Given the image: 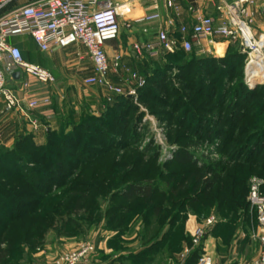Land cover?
<instances>
[{"label": "rangeland", "instance_id": "1", "mask_svg": "<svg viewBox=\"0 0 264 264\" xmlns=\"http://www.w3.org/2000/svg\"><path fill=\"white\" fill-rule=\"evenodd\" d=\"M32 1L18 0L3 13H9L18 5H27ZM112 1L128 4L130 11L120 20L122 31L133 29L147 35V38L141 39L140 42L155 39L157 25L167 18L164 0ZM217 1L182 0V5L184 8L198 5L208 13ZM261 3L262 0H258L253 28L257 37L264 41V5ZM156 14H159L158 18H154ZM129 22L130 27L127 26ZM231 45L233 44L228 41L224 42L219 45V55L209 57L211 61L203 60L188 67L194 73L190 78L185 77L186 69H178L170 64L171 66L163 69L159 85L152 86L155 83L147 82L137 87V93L130 96L126 107L118 112H112L115 118L120 119V122L115 123V129L118 132L127 129L126 133L106 132L103 135L95 134L90 138V143L97 140H102L104 143L114 141L126 144L127 149L115 151L106 160H99L93 163L94 165L91 164L92 166L82 165L80 168L73 166L71 170L73 172L77 169L75 175L69 177L71 182L75 179L77 182L82 179H92L93 173H112L113 160L122 156L129 167H134V176L130 181H144L155 188L153 204H150L148 199H139L129 204L121 200L114 202L124 206L131 205L136 209L134 214L128 215L129 219L132 218V223H137L138 229L135 230L140 233L134 246L131 247L132 252L140 253L142 244L152 243L159 238L161 229H158V225L154 226L158 217L161 224L169 222L174 218L179 204L183 202H186V207L181 210L183 213L181 215L185 216L184 224L191 216H196L198 223L216 216V223L223 221L225 224L224 236L232 237L234 231L233 238L243 237L251 241V244L257 243L252 239V233L257 225L247 212V207L249 210L248 197L252 177L257 176L264 180V81L258 80L252 86L247 84L246 64L249 56L239 45L234 44L232 47ZM222 47L230 48L222 53ZM171 61L168 60L170 63ZM186 61L188 60L179 62ZM164 62L165 59L161 61L160 67H163ZM150 66L155 68L153 64ZM184 77L188 81L193 78L195 86L190 87ZM258 77L256 76L253 81ZM198 87L202 88L200 93L210 96L216 94L215 99L200 95L197 92ZM197 94L198 96L195 97L194 95ZM183 98L185 104L178 103ZM174 104L178 108L174 116H171V121L174 123H177V115L193 107L194 113H189L184 121L186 125L183 127L168 121L170 119L168 114L174 111L172 108ZM200 106H204V110L197 108ZM231 116H233L232 130L230 123L226 122ZM108 123L113 124L112 121ZM216 129H222L218 130L222 133L226 131L228 139L223 137L221 132L215 134ZM60 138H57L58 142L61 141ZM159 138L162 139V144ZM86 139L83 137V141ZM25 156L27 157L26 154ZM112 158L114 159L111 160ZM69 159L81 161L82 158L78 155V157L70 156ZM13 160V156L8 158V161L13 162ZM191 163H195L199 169L208 170V177H212L213 173L217 172L219 174L217 187L206 194L203 191L199 193L189 189L176 193V190L180 189V184L184 182L182 175L192 169ZM6 167L13 171L17 166ZM19 168L24 173L28 170L29 173H36L38 168L42 170L43 167L26 160L24 165H19ZM0 183L4 182L0 180ZM72 185H67L65 189L54 188V193L50 197L61 198L54 218L43 217L44 221L41 222L33 218L30 222H28L30 219L25 220L22 224L10 221L7 230L0 227V239L5 241L0 245L2 259L0 264H53L57 256L76 249L85 242L96 243L97 254H104L99 250V242L104 239L103 229L107 228L106 211L110 207L109 200L95 193L87 202L89 207L86 204L74 211L72 203L69 204L70 198L64 194L68 188L76 189V186ZM112 186L110 183L105 193L107 196L111 193ZM262 192L264 194L263 189ZM192 200L198 201L192 203ZM155 204L167 205V211L160 213L158 217L153 216L151 207ZM232 207H238L239 210L235 212L231 210ZM136 214L141 215L135 217ZM0 219L5 223L9 220L2 215ZM147 219L152 223L149 227L146 226ZM182 223V220L178 222L173 233L170 234L169 241L163 242L162 247L157 245L155 251L140 256L136 259L137 262L129 260V264H186L192 253L187 255L185 252V248L190 244L191 235L188 233H185L187 236L182 235ZM135 230L133 233L136 232ZM208 234L209 232L207 236ZM182 236L184 241L179 242ZM120 244L119 241L117 245ZM259 250L260 245L258 249L256 248L253 258L257 256ZM94 263L90 262V264Z\"/></svg>", "mask_w": 264, "mask_h": 264}, {"label": "built area", "instance_id": "2", "mask_svg": "<svg viewBox=\"0 0 264 264\" xmlns=\"http://www.w3.org/2000/svg\"><path fill=\"white\" fill-rule=\"evenodd\" d=\"M17 0H0V11ZM157 2V0H156ZM258 0H218L211 11L191 5L186 8L182 0H164L167 18L159 22L155 39L136 42L134 52L138 57H160L162 53L196 51L199 55L213 56L219 54V45L224 42L237 44L249 56L246 64L247 84L264 81V69H259V77L251 81L253 71L252 54L261 56L257 62L264 64V41L257 37L253 24L257 12ZM130 7L126 3L112 0H35L0 17V105L8 110L25 112V99L19 96L8 84V76L23 72L41 83L55 80L53 74L40 66L26 60L17 43L12 39L29 35L42 51L54 48H66L82 45L89 55L94 68V75L84 79L88 86L99 85L108 93V102L113 94L133 96L136 88L146 83L144 77L132 73L122 64V57L111 60L106 51V44L119 37L122 29L121 17L127 15ZM188 12L185 18V12ZM159 14L154 15L158 18ZM130 27V22L127 23ZM260 66V65H257ZM256 68V67H255ZM128 73L136 83L125 91L122 86L114 84L111 74ZM28 107H36L32 100ZM34 129L39 125L32 122ZM162 144V139L159 138ZM264 180L254 176L250 181L248 197L249 214L256 222L257 228L252 239L260 245V250L252 264H264ZM217 217L211 216L198 223L190 232L191 242L185 248L189 255L202 247L203 251L197 264H213L209 252L203 246L209 230L216 224ZM94 242H85L76 249L63 252L53 264H90L97 254Z\"/></svg>", "mask_w": 264, "mask_h": 264}, {"label": "trees", "instance_id": "3", "mask_svg": "<svg viewBox=\"0 0 264 264\" xmlns=\"http://www.w3.org/2000/svg\"><path fill=\"white\" fill-rule=\"evenodd\" d=\"M10 6L11 5H9L8 7ZM18 46L20 47L23 57L25 58V53L23 52L21 45L18 44ZM232 46H234V44L231 45V47ZM209 57L210 56L199 55L196 51L186 53L182 50L175 53H166L162 58L159 59L146 56L145 64L142 65L141 68H139V72L140 75L146 79V83L152 82V84L155 83L152 86H157L161 81L160 75L162 74L163 69L167 66L173 65L178 67V69H186L185 75L187 76L185 77L190 78L191 74L194 73L193 70L188 67L196 62L200 63L203 60L204 62H209L212 60ZM164 59L165 62L163 63V67H160L161 61ZM168 60H172L171 63L168 62ZM180 60L188 61H186L187 63H180ZM172 62L176 63L172 64ZM150 64H153L155 68H152ZM149 71L151 72L150 75ZM185 77V81H188V79ZM188 82L190 84V87L195 86V81L193 80V78ZM201 91L202 88L198 87L197 92L200 95L202 94L203 97H208L210 99L211 97H216V94L210 96L206 93H200ZM194 96L197 97L198 94ZM129 99L130 96H125L123 94H113L112 101L108 102L106 97L105 103L107 107L102 116L96 117L89 115L87 116V118H83L82 122L71 131L65 132L64 130H61L60 132L50 133L48 141L45 145H36L31 137H22L18 140L16 146L13 149L0 148V180L4 182L2 184L0 183V215L4 216L6 219H9L8 221H6V223L3 222L2 219H0V227H2L4 230H7L9 226L7 224H9L8 222L10 221L11 223L22 224V222H25V220L30 219L28 221L30 222L33 218L36 221L40 220V222L44 221L43 217L45 218L48 216L54 218L55 211L58 209L61 202V198L50 197L54 193V188L65 189L67 185L73 184L79 191H77L76 189L72 190L68 188L64 191V194H66L67 197L70 198L71 201L69 202V204L72 203L71 206L74 211L79 210L80 208L85 206L95 193L101 194L102 198H108L110 207L106 211V227L107 229L117 231L118 234L113 239L111 244H113L116 251L120 250L122 247V241L120 237L128 230L129 225L133 221H131L132 218H128V215L131 213L134 214L136 212V209L131 205L124 206L117 203L115 204L114 202H116L117 200H121L122 202L129 204L139 199H148L150 201L149 203L153 204L152 199L154 196L155 188L151 184H148L144 181H130V179L134 176V167H129L127 165L128 163L123 161L122 156L117 160L116 158L115 160H113L114 158L111 159L114 161L112 163V173H93L92 179H82L78 182L76 181L77 179H75L74 182H71L69 180V177L74 176V172L77 170L76 169L75 171L73 170V172H71L73 166L80 168L82 167V165H91L93 163H97L99 160H106L107 157L109 155H112V153L115 151L127 149L126 144L124 145L123 143H116L114 141H107L104 143V141L102 140H97L93 143H90V138L94 137L95 134L103 135L106 132L121 134L122 132L126 133L127 129H125V131L121 130L120 132L115 129V123L120 122V119L119 117L115 118L114 113L112 112H118L119 110L124 109ZM183 101L184 98L181 99V101L178 103H184ZM187 106L188 105L186 103V107ZM172 108L174 111L168 114L170 118L168 121L172 124H176L178 127H183L184 125H186V123L184 122L185 119L187 118L189 113H194L193 107H189V109H185V112H181V114L177 115V123H174L171 121V116H174V114L178 111V108L176 107V104H174ZM197 108L204 110L205 107L200 106ZM231 120L233 121V116H231V119L228 118L226 122L230 123V129L232 130L233 122ZM107 121H112L113 124L108 123ZM218 130L222 129H216L215 134H219L221 132V135L228 139V133L226 131L222 133V131ZM83 137L87 138L86 141H83ZM57 138H60L61 141L58 142ZM87 140H89V142ZM25 154L27 155V157L25 156ZM78 155H81V161H74L69 159L70 156L78 157ZM10 156L14 157L13 162L8 161V158ZM26 160L29 162L31 161L34 165L37 164L38 167L42 166L43 171L38 168L36 173L31 172V174L29 173L30 170L27 169L28 171L24 173L23 170H20L19 165H24V162ZM8 164L17 167L16 169H13V171L8 170L9 167H6L9 166ZM103 165L104 164H102V166ZM191 165L193 166L192 169L182 175V179L184 182L180 184V189L176 190V193L189 189V191L192 192L202 193L203 191V193L206 194L217 187L219 181V174L217 172L213 173L212 177H208V170L199 169L195 165V163H191ZM110 183H112L113 188L110 191L111 193L109 194V196H107V194L105 193L107 192ZM99 190L101 193L99 192ZM197 201L198 200H192L191 202L195 203ZM87 205L89 207V204ZM166 207L168 206L155 204L153 207H151V213H153V216L158 217L160 213L164 212L165 210L167 211ZM185 207L186 202L180 203L179 207L175 211L174 218H172L167 223H159L160 221L158 217V221L154 226L158 225V229H161L160 237L152 243L147 242L142 244V251L140 253L132 252L129 255L128 259L132 262H137L136 259H138L140 256H146L155 251L157 245H161L162 247L163 242L165 243L169 241L170 234L173 233L172 231L174 230V227L178 225V222H180V220H182L183 222L182 235L185 236V216L181 215L183 214L181 210L183 211ZM231 210H235V212H237L239 208L232 207ZM247 212H249L248 207ZM140 215L141 214H136L135 217H138ZM151 225V220L147 219L146 226L149 227ZM224 227L225 224L220 223L218 224L216 229L219 232V236H221L227 243H229L233 238L234 231L232 232V237H226L223 234ZM234 230H236V228H234ZM183 236L181 237V239H179V242H181L182 240L184 241ZM7 241L8 240H6V243ZM116 241H120L121 244L117 245L118 242ZM3 243H5V241L0 239V245ZM202 251V247L195 249L191 253V255H189V259L187 260L186 264H197ZM0 260L2 259L0 258ZM111 262L113 261L111 260ZM109 264L115 263L113 262Z\"/></svg>", "mask_w": 264, "mask_h": 264}, {"label": "crops", "instance_id": "4", "mask_svg": "<svg viewBox=\"0 0 264 264\" xmlns=\"http://www.w3.org/2000/svg\"><path fill=\"white\" fill-rule=\"evenodd\" d=\"M262 4L264 5V0H262ZM22 6L24 5L20 4L15 9ZM6 14L3 13V10L0 11V17ZM187 14L186 11L183 17L185 18ZM145 38L147 35L136 30H121L117 39L107 42V54L111 60L121 56L122 64L130 72L142 77L139 68L145 64V57L136 56L133 48L136 42ZM12 42L21 45L26 60L49 70L55 80L50 83H41L23 72H20L19 76H8L9 86L25 99V112L8 110L3 104L0 105V148L13 149L22 137H31L36 145H45L50 133L61 130L71 131L82 122L83 118H87L89 115L100 117L104 114L108 93L102 86L84 84L85 78L94 75V68L82 45L76 44L66 48L42 51L29 35L14 38ZM226 50L227 47H222V53ZM165 54L162 53L157 59L162 58ZM111 80L114 84L122 86L125 91L134 87L136 83V80L126 72L112 73ZM32 100L37 102L36 107H28L27 103ZM33 121L38 123V129H34ZM139 223L141 224V222ZM220 223L223 221L216 223L210 229L205 240L206 250L211 255L213 264H252L254 252L259 245L251 244V241L245 240L243 237H234L227 243L219 236L216 229ZM197 224L196 216L188 218L184 226L185 233L190 234ZM136 225L137 223L130 224L128 230L121 235L123 248L117 251L111 244L118 234L117 231L103 229L104 239L99 242V250L106 255L96 254L92 260L95 262L94 264L113 262L129 264L128 257L132 253L131 247L140 236V233L135 230L138 229ZM134 230L135 233H133ZM142 247L141 245V249ZM107 259L108 262H106Z\"/></svg>", "mask_w": 264, "mask_h": 264}, {"label": "bare ground", "instance_id": "5", "mask_svg": "<svg viewBox=\"0 0 264 264\" xmlns=\"http://www.w3.org/2000/svg\"><path fill=\"white\" fill-rule=\"evenodd\" d=\"M258 57H261V56H256L255 54H252L253 61H252L251 67L254 65L253 66L254 70L251 71V76H252L251 81H253L256 76H259V69L257 67L264 69V64L262 62H259V64H258V62H257ZM257 65H260V66H257Z\"/></svg>", "mask_w": 264, "mask_h": 264}, {"label": "water", "instance_id": "6", "mask_svg": "<svg viewBox=\"0 0 264 264\" xmlns=\"http://www.w3.org/2000/svg\"><path fill=\"white\" fill-rule=\"evenodd\" d=\"M19 75H20V72H16V73H15V76H19Z\"/></svg>", "mask_w": 264, "mask_h": 264}]
</instances>
